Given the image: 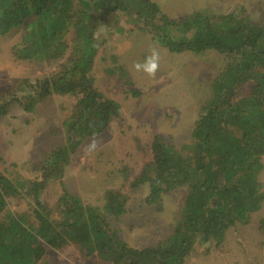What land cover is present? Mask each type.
<instances>
[{
	"label": "trees",
	"instance_id": "1",
	"mask_svg": "<svg viewBox=\"0 0 264 264\" xmlns=\"http://www.w3.org/2000/svg\"><path fill=\"white\" fill-rule=\"evenodd\" d=\"M132 12L154 23L159 43L171 52L214 49L231 58L211 85L190 140L181 148L157 134L152 158L131 185L148 183V204L162 193L185 187L172 234L155 245L135 247L110 226L127 211L128 195L107 190L102 206L84 204L63 187L54 207L40 199L52 180L90 136L104 132L120 114L117 100L95 86L91 73L97 52L94 21L99 15ZM23 25L12 54L21 60L49 61L70 55L59 70L33 84L19 79L0 95V114L12 101L26 111L52 94H70L74 104L63 121L65 142L42 162L40 179L13 183L0 172V264H37L47 248L74 244L85 256L110 264H184L197 240L221 245L227 230L247 223L264 200L259 174L264 155V25L236 12L200 11L168 17L153 0H0V35ZM180 28L182 35H172ZM186 32H193L191 36ZM184 33V34H183ZM249 84L245 94L243 86ZM33 194L30 211L9 212L8 198Z\"/></svg>",
	"mask_w": 264,
	"mask_h": 264
},
{
	"label": "rangeland",
	"instance_id": "2",
	"mask_svg": "<svg viewBox=\"0 0 264 264\" xmlns=\"http://www.w3.org/2000/svg\"><path fill=\"white\" fill-rule=\"evenodd\" d=\"M170 18L179 19L194 11L207 15L236 12L264 25V0H153ZM154 23L132 12L99 15L94 21L97 52L91 73L95 86L117 100L120 114L102 133L87 137L78 153L71 156L59 180L50 181L40 194L42 202L54 207L63 187L80 196L84 204L102 206L107 190L128 195L127 211L110 218V226L135 247L155 245L172 234L186 193L177 187L148 204V183L132 186L143 166L152 158L151 142L162 134L181 148L191 138L200 106L211 97V85L231 58L214 49L200 53L171 52L154 37ZM24 33L20 25L0 35V95L19 79L35 84L59 70L71 50L57 59L21 60L12 47ZM193 32H186L191 36ZM184 34V33H183ZM172 35H182L180 28ZM161 54L156 77L136 72L132 65L143 62L151 48ZM249 84L243 86L245 94ZM74 97L52 94L26 111L12 101L6 114H0V172L13 183L40 179L42 162L65 142L63 121L70 115ZM263 168L259 179L264 191ZM8 198V211H30L33 194ZM37 264H110L97 255L85 256L74 244L60 249L47 248ZM184 264H264V200L247 223L230 227L224 242L197 240Z\"/></svg>",
	"mask_w": 264,
	"mask_h": 264
},
{
	"label": "clouds",
	"instance_id": "3",
	"mask_svg": "<svg viewBox=\"0 0 264 264\" xmlns=\"http://www.w3.org/2000/svg\"><path fill=\"white\" fill-rule=\"evenodd\" d=\"M161 54L155 47L150 49V54L146 56L143 62H135L132 68L136 72H143L149 77H156L160 71Z\"/></svg>",
	"mask_w": 264,
	"mask_h": 264
}]
</instances>
